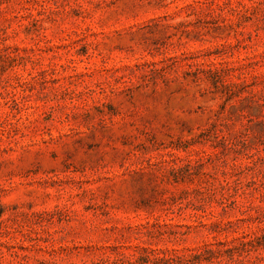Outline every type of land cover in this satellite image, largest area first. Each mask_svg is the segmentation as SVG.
<instances>
[{
  "label": "rangeland",
  "instance_id": "rangeland-1",
  "mask_svg": "<svg viewBox=\"0 0 264 264\" xmlns=\"http://www.w3.org/2000/svg\"><path fill=\"white\" fill-rule=\"evenodd\" d=\"M0 264H264V0H0Z\"/></svg>",
  "mask_w": 264,
  "mask_h": 264
},
{
  "label": "trees",
  "instance_id": "trees-1",
  "mask_svg": "<svg viewBox=\"0 0 264 264\" xmlns=\"http://www.w3.org/2000/svg\"><path fill=\"white\" fill-rule=\"evenodd\" d=\"M179 62H180V58L176 57L175 63L178 64ZM187 67H188L187 72L189 73V75H193L196 80L200 79L199 75L201 73H207V74H209L211 81L214 85H217L220 82L221 71L219 69H213V68L206 69L199 62H188ZM166 68L167 67L164 66L161 69H156V70L163 71Z\"/></svg>",
  "mask_w": 264,
  "mask_h": 264
}]
</instances>
